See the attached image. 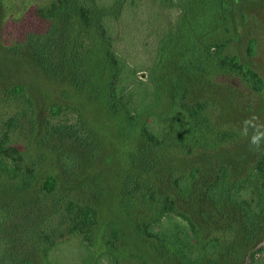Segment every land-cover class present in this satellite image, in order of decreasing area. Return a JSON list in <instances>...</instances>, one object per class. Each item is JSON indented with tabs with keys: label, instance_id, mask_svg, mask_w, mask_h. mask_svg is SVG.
<instances>
[{
	"label": "rangeland",
	"instance_id": "obj_1",
	"mask_svg": "<svg viewBox=\"0 0 264 264\" xmlns=\"http://www.w3.org/2000/svg\"><path fill=\"white\" fill-rule=\"evenodd\" d=\"M48 1L0 0V77L26 86L22 92H11L0 84V128L9 134V145L18 148V167L34 174L27 185H19L20 179L12 176L0 178V221L2 208H7L16 229L0 227V264H10V255L41 258L42 243L50 241L55 244L50 258L78 264L86 250L80 237L69 233V218H80L75 212L86 207L97 213L88 235L95 256L110 239L118 264H184L165 243L141 230L165 204L170 206L160 227L168 235L173 221L182 218L195 226L202 242L220 241V250L197 264H252L259 252L264 254V214L255 228H246L240 209L213 202L205 187L219 168L235 180L264 155L250 151L248 142L253 128L264 127V86L257 91L236 76L191 75L164 65L158 79L166 95L153 110L168 108L169 76L175 75L187 85V102L204 101L225 139L187 153L174 142L148 141L138 128L121 131L117 118L82 79L91 58L88 44L73 40V12L56 19L40 17L37 8ZM234 8L240 36L229 50L250 63L264 81V0H237ZM133 25L124 55L144 76L139 69L149 63L144 60L150 37L138 20V26ZM38 112L44 119L32 127L29 119L37 121ZM249 117L256 119L249 121L246 137L244 122ZM193 169L189 187L179 192L175 178ZM51 174L56 185L49 192L43 182Z\"/></svg>",
	"mask_w": 264,
	"mask_h": 264
},
{
	"label": "trees",
	"instance_id": "obj_2",
	"mask_svg": "<svg viewBox=\"0 0 264 264\" xmlns=\"http://www.w3.org/2000/svg\"><path fill=\"white\" fill-rule=\"evenodd\" d=\"M236 1L49 0L37 11L40 17L51 19L58 18L65 11L73 12L76 19L73 40L88 44L91 58L82 79L86 78L97 99L105 103L110 114L117 118L121 131L138 128L142 137L152 143L174 142L182 151L190 153L198 146L219 145L226 134L215 128L204 101L187 102V85L175 75L169 76L172 94L168 108L153 110L166 95L158 75L164 65L170 68L173 65L191 75L236 76L250 89L261 91L264 86L261 75L238 53L229 50L230 44L237 42L240 36L235 26ZM137 20L147 31L151 43L144 60L149 63L139 69L144 76L138 75V69L127 62L123 48L130 38L129 25L134 27ZM64 37L67 38L66 35ZM0 84L10 87L11 92H22L26 87L23 83L12 85L1 77ZM29 101L31 105V96ZM51 109L53 113L55 108ZM40 114L38 112L40 118L37 117V121L36 118L29 119L32 127L41 124L44 116ZM18 153L16 146L9 145V134L0 128V178L12 176L20 179L19 185H27L32 182L34 174L32 170L18 167ZM257 162L235 180L230 179L228 170L221 167L205 187V194L213 202L230 203L239 208L249 229L255 228L256 221L264 214V155ZM195 174L196 169H193L189 175L175 178L176 189L185 191ZM55 185V176L47 175L43 187L50 192ZM169 206H162L141 230L165 243L184 264H197L205 256L220 250L219 240L208 238L202 242L195 226L182 218L173 221L171 235H168L167 229L160 225ZM1 213L0 227L6 224L16 231L15 220L8 209L2 208ZM68 213L66 209V215ZM74 215H80V218H69V233L79 236L86 250L78 264H118L111 251L114 247L112 240H105L104 249L97 256L93 252L94 244L88 241L97 221L96 210L93 207L81 208ZM42 244L41 258L33 260L27 255H10V264H65L48 256L54 243ZM259 253L252 258V264H264V254Z\"/></svg>",
	"mask_w": 264,
	"mask_h": 264
},
{
	"label": "clouds",
	"instance_id": "obj_3",
	"mask_svg": "<svg viewBox=\"0 0 264 264\" xmlns=\"http://www.w3.org/2000/svg\"><path fill=\"white\" fill-rule=\"evenodd\" d=\"M255 119V117H249L244 122L245 131L243 132V135H245L246 137H249L247 129L252 127V125L249 124V121H254ZM248 142L250 151H264V127L257 125L255 128H253L252 134L250 135Z\"/></svg>",
	"mask_w": 264,
	"mask_h": 264
}]
</instances>
